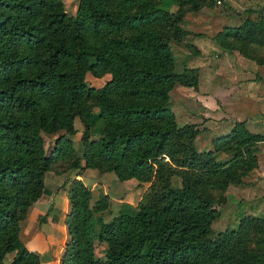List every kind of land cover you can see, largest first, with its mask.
<instances>
[{
    "label": "trees",
    "instance_id": "trees-1",
    "mask_svg": "<svg viewBox=\"0 0 264 264\" xmlns=\"http://www.w3.org/2000/svg\"><path fill=\"white\" fill-rule=\"evenodd\" d=\"M198 11L203 0H176ZM158 0H78L75 15L63 0H0V264H43L20 237V224L44 194L49 170H77L59 185L69 210L61 264H264V213L243 217L236 229L213 233L214 206L229 183L254 164L251 146L264 141L237 122L229 133L198 152L193 124L178 126L168 107L174 84L198 86L199 71L173 68L169 40H181L185 10L170 12ZM218 45L264 64V17L224 27ZM110 79L89 87L87 72ZM105 121L90 139L91 102ZM78 118L84 130L78 157L67 135ZM64 132L46 155L42 133ZM236 144L233 160L214 152ZM68 158L64 169H55ZM112 171L118 180L149 185L134 214L119 211L108 221L109 197L93 206L84 169ZM181 178L173 186L172 178ZM51 206L38 222H46ZM54 222L58 218L53 217ZM96 241L105 242L102 256Z\"/></svg>",
    "mask_w": 264,
    "mask_h": 264
},
{
    "label": "rangeland",
    "instance_id": "rangeland-1",
    "mask_svg": "<svg viewBox=\"0 0 264 264\" xmlns=\"http://www.w3.org/2000/svg\"><path fill=\"white\" fill-rule=\"evenodd\" d=\"M158 1L160 7L170 12H176L179 8L185 10L180 25L188 29L186 34L179 41L173 38L169 40L173 68L177 73H181L186 66L188 53L197 54L192 41L196 39L202 41V36L209 35L216 42L215 35L224 27L238 26L247 19L254 20L259 16L264 17V0H203L206 4H203L198 11H192L190 4L180 5L176 0ZM63 3L65 11L70 15H75L78 0H63ZM233 51L221 47L218 60H213L207 51L205 54L197 55L198 59H194L191 63V65H201L203 68L200 70L197 67L201 74V87L209 90L217 83L221 88L218 93H200L198 86L179 82L175 83L169 92L167 105L174 112L178 126L193 124L194 129L197 130L195 147L198 152L210 151L212 140L224 135L222 132L225 130L229 133L237 122H243L248 132L264 136V117L259 111V108L264 106V79L250 78V76L243 78V72H240L241 67H249L251 72H254L260 69L257 67L263 69L264 64H257L247 57L244 60L246 62L242 63L244 58L241 53L235 50L238 56ZM224 52L226 54H223ZM236 56L240 62L236 60ZM109 79L110 75L105 73L96 74L89 71L85 75L86 84L92 88L102 87ZM230 122L233 123L231 127ZM74 126L77 131L67 137L71 139L73 149L80 157L83 150L81 135L84 127L78 118L75 119ZM104 126L105 121L99 115L98 106L92 101L90 139H99L103 134ZM63 132L60 130L52 134L42 133L46 155L53 151L58 136ZM236 148L234 143L227 151L214 152L213 156L218 163L228 162L233 160ZM251 150V157L255 158L254 164L251 168H246L239 182L229 183L220 192V200L214 204L220 211V216L212 223L214 234L226 228L236 229L240 220L245 216L255 217L264 213V141L255 143L251 146ZM67 164L68 158H60L54 164V168L61 170ZM76 173L77 170L74 169L62 170L59 174L49 170L45 176L44 194L30 207L26 218L20 224L22 242L39 257L43 253L42 260L40 257L43 264H61L60 257L68 236L66 228L62 225L58 226L52 218L63 217L62 210L66 206L69 210L66 193L58 190V187L64 179L73 177ZM79 173L78 178L91 190V206L99 200L101 194L109 197V211L103 210L99 213L104 221H108L119 211L134 214L142 194L149 185L135 178L120 181L112 171L102 172L97 168L84 169ZM171 184L180 185L181 178L174 176ZM50 206L51 211L47 218L54 227L49 231L50 235L52 233L56 237L53 243L43 236L41 224L38 222L39 215L45 214ZM106 248L105 242L96 241L95 255L102 256ZM13 255H6V264L11 261Z\"/></svg>",
    "mask_w": 264,
    "mask_h": 264
},
{
    "label": "crops",
    "instance_id": "crops-1",
    "mask_svg": "<svg viewBox=\"0 0 264 264\" xmlns=\"http://www.w3.org/2000/svg\"><path fill=\"white\" fill-rule=\"evenodd\" d=\"M182 26H184V25H182ZM183 28L185 30H188L186 27H183ZM202 38H203L202 41H200V39H196V40L192 41L193 42L192 44L196 48L197 54H194L193 55V54L188 53V55L186 57V63L185 64L189 68H195V67L197 68L198 67L200 70L203 69L201 65H191V63L193 62L194 59H198V56L197 55H199V54H205V53H207V51L209 53V56L212 57L213 60H215V61L218 60V55H220V48L221 47L209 35L208 36H202ZM233 53H237V52L234 50ZM223 54H226V53L224 52ZM237 55H238V53H237ZM242 57L244 59L241 62L242 63L243 62L245 63L246 61H244V60H245L246 57L244 55H242ZM235 58L238 61V57L236 56ZM238 62H240V61H238ZM247 64H249V63H247ZM257 68H260L259 70H256L257 72L256 71L251 72V70L249 69V67H241L240 72H243V76H244L243 78L250 76V78H261V79H264V68L263 69L261 67H257ZM200 76H201V74H199V76H198V89H199V92L200 93L214 94L215 92H217V93L219 92V88L220 87H219V85L217 83L215 84L214 88H211L209 90L202 88L201 87L202 83L200 81V79H201ZM250 83L251 84H254V82H250ZM259 111L261 112V114L264 117V106L262 108H259ZM231 126H233V123L230 122V127ZM226 132L227 131L225 130L222 133L223 134H226ZM259 144H261V143H259ZM47 173L48 172H46V174ZM67 211H68V206H66V208L64 207L63 210H62V213L64 214L63 217H61V216L59 217L58 216V222H56L58 226L62 225L65 228V225H64V217H65V214L67 213ZM41 229L43 231V236L46 239H48L47 241H49L50 243L51 242L52 243L55 242L56 237L52 233H51V235L49 233V231L53 230L54 227H53L52 222H49L48 221V218H47V221L46 222H44V223L41 224ZM40 252L42 253V251H40ZM42 255H43V253L40 254L41 260H42ZM46 264H49V263H46Z\"/></svg>",
    "mask_w": 264,
    "mask_h": 264
}]
</instances>
